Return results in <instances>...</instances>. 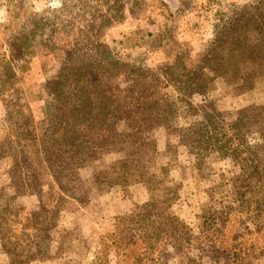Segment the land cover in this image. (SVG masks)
<instances>
[{
    "label": "trees",
    "instance_id": "1",
    "mask_svg": "<svg viewBox=\"0 0 264 264\" xmlns=\"http://www.w3.org/2000/svg\"><path fill=\"white\" fill-rule=\"evenodd\" d=\"M113 2L109 8L118 5L114 14L100 12L87 24L78 16L64 21L57 19L54 12L45 11L30 22L27 31L12 35L8 52L13 60L20 58L27 62L37 49L46 48L53 56L59 54L61 69L55 77L45 81V88L53 100L47 103V110L35 127H25L28 125L26 111H5V119L9 117L13 121L4 120L2 127L5 135L0 143V198L4 197H1L4 190H16L12 185V171L16 172L19 185L24 189L40 181L37 169L42 163L55 170V183L61 179L81 181L79 174L85 166L103 164L106 171L100 178L102 183L115 179L127 185L145 179L152 189L154 184L166 182L163 184L165 195L141 207V210L150 209L142 219L140 214H131L121 219L123 224L119 221L117 242L133 236L129 232L137 220L148 221L149 225L152 223L150 214H155L162 218L163 228L157 227L159 221H155L145 231L143 238L151 248L162 236L174 242L179 239L175 250L197 239L203 245L202 250H206L207 260L201 264H207L208 260L214 264H250L252 245L247 249L239 246L241 241L238 240L244 234L235 235L231 244L219 238L208 241L206 246L200 235L195 237L171 216L169 208L172 202L179 200L182 190L174 183L169 184L171 179L166 180V177L171 171L161 167L157 157L159 152L172 149L176 157L185 154L192 158V167L198 171L210 167L213 160L230 158L237 172L215 185L219 191H226L222 209L203 205L200 232L202 234L203 229V235L208 236L215 233L212 231L217 225L220 230L225 229L231 215L239 209L250 217L245 224L246 230L253 225L257 234H264V0L236 7L233 17L214 26L212 37L195 59L186 51L174 60L166 58L154 68L117 61L110 47L96 41L107 25L123 18L120 8L125 3ZM133 10L132 6L129 13H134ZM43 24L51 26L52 30L46 39ZM57 24L64 26L61 32ZM56 32L63 36L58 43L52 37ZM170 39L172 44L181 46L175 38L170 36ZM1 58L14 67L5 53ZM16 68L21 72L26 66ZM119 79L126 84L124 87L115 85ZM217 87L228 89L233 99L246 98L245 102L241 107L225 110L215 103L216 106L210 105L211 113H201L192 105V98H206ZM255 96L260 97L256 102L251 101ZM180 103L186 104L184 111ZM181 112L186 114L184 124L178 121ZM158 134L167 140L164 145H160ZM115 144H118V155L108 164L103 163V158L88 160L95 149ZM146 148H150V155L145 154ZM32 153L35 161H31ZM160 178L163 180L157 181ZM199 179L206 180L201 174ZM186 180L181 179L180 184L183 186ZM59 192L65 193L63 186ZM175 220L179 224L170 226ZM178 229L180 232L176 234ZM10 248L13 251L14 245ZM107 249V244L103 243L102 255ZM35 250L19 254L16 261L21 263L35 257ZM263 251L260 247L258 255L263 257ZM50 253L51 245L47 255ZM7 257L11 259L10 253ZM193 263L200 264L195 260L189 262Z\"/></svg>",
    "mask_w": 264,
    "mask_h": 264
},
{
    "label": "rangeland",
    "instance_id": "2",
    "mask_svg": "<svg viewBox=\"0 0 264 264\" xmlns=\"http://www.w3.org/2000/svg\"><path fill=\"white\" fill-rule=\"evenodd\" d=\"M113 1L0 0V143L5 135L2 128L4 120L13 121L9 117L5 119V111H26L29 126L25 127H35L39 123L47 110V103L53 100L45 88V81L55 77L61 69L59 54L53 56L46 48L37 49L27 62L20 58H15L14 62L8 52V42L12 35L16 36L22 30L27 31L30 22L38 19L37 16L45 11L49 14L54 12L57 19L64 21L78 16L87 24L100 12L114 14L118 5L109 8ZM121 1L125 3L124 7L120 8L123 18L119 22L107 25L102 34L97 36L96 41L110 47L117 61L127 62L136 67L154 68L166 58L174 60L180 53L186 51L195 59L203 45L212 37L215 25L233 17L236 7L262 0ZM136 3L141 4L140 8H137L138 5L135 6ZM76 4L79 8L75 6ZM132 6L134 13H129ZM43 27L46 39L52 30L51 26L43 24ZM56 27L60 32L64 28L58 24ZM60 32L52 36L57 43L63 39ZM170 36L181 46L172 44ZM3 53L14 67L2 61ZM23 64L26 68L19 72L16 67ZM110 82L114 83L112 80ZM115 85L124 87L126 84L119 79ZM258 97L260 96L252 97L250 100L256 102ZM245 99H233L228 89L217 87L206 98L194 97L191 101L201 113H211L210 105L217 104L224 110L233 109L241 107L240 104L245 102ZM179 106L183 111L187 107L185 103H180ZM185 115V112L179 115L180 123H186ZM223 116L227 117L225 114ZM157 139L160 145H164V141L167 142L165 137L159 134ZM117 151L118 144L95 149L88 160L91 161L94 157L103 158L105 161L103 163L108 164L116 158ZM144 152L150 155V148H146ZM159 153L157 160L160 166H164L167 172L171 171L170 178L166 177V180L171 179L169 184L174 183L182 190L179 193V200L172 202L169 208L171 216L179 220L195 237L200 235L206 246L209 244L208 241L219 238V241L231 244L235 235L244 234L238 241H241L239 246L243 249L252 245L253 250L248 258L251 260L250 264H264V256H259L257 252L260 247L264 249V234H257L253 225L249 226V231L246 230L245 224L249 223L247 219L250 217L241 213L239 209L231 215L225 229L220 230L217 225L212 231L215 233L208 236L203 235V229L202 234L200 232L203 205L222 209L221 203L226 191H219L215 185L220 184L222 178L229 179L237 172L233 161L230 158H220L213 160L210 167L198 171L192 167V158L185 154L176 157L172 149ZM30 157L31 161H35V154H30ZM104 169L106 165L103 164L99 166L88 164L79 174L81 181L61 179L55 183L56 175L53 173L55 170L42 163L37 169L40 181L24 189L19 185L16 172L12 171V185H15L16 190H4L5 194L1 196L4 197L0 198V264H19L16 257L19 254L30 253V249L34 251L36 246L35 257L22 261L23 264H189L192 260L201 264L207 260L206 250H202L203 245L197 239L193 244L183 243L181 248L177 247L178 250H175L176 245L180 244L177 236L175 235L177 242L162 236V240L151 248L149 242L143 238L145 231H148L155 221H159L157 227L163 228L162 218L155 214H150L152 223L149 225L146 224L148 221L137 220L138 223L133 224L132 231L129 232L133 236L127 237L122 243L117 242L120 238L119 232L116 231L119 221L123 224L121 219L131 214H140L142 219L145 212L150 209L141 210V207L153 199L162 198L165 195L163 184L166 182L154 184L152 189L145 183V179L135 180L136 182L127 185L120 180L110 179L105 181L108 183L105 185V182L102 183L100 180L106 171ZM200 174L206 180H200ZM181 179H187L183 186L180 184ZM162 180L163 178H160L157 181ZM262 183L264 187V180ZM60 185L65 189L64 194L59 192ZM80 186L82 188L79 190ZM86 190L89 191L88 195L85 194ZM213 196L215 197L212 198ZM73 197H76L77 201ZM252 206L253 204L251 208ZM177 220L170 226L179 224ZM179 232L180 229L176 234ZM103 243L108 246L105 255H102ZM11 245H14L13 251ZM50 245L51 253L48 256ZM9 253L11 259L7 257ZM262 254L264 255V251ZM208 261L207 264H214Z\"/></svg>",
    "mask_w": 264,
    "mask_h": 264
}]
</instances>
